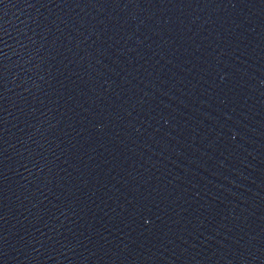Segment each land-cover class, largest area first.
Returning <instances> with one entry per match:
<instances>
[{"label":"water","instance_id":"95a60500","mask_svg":"<svg viewBox=\"0 0 264 264\" xmlns=\"http://www.w3.org/2000/svg\"><path fill=\"white\" fill-rule=\"evenodd\" d=\"M0 264H264V0H0Z\"/></svg>","mask_w":264,"mask_h":264}]
</instances>
